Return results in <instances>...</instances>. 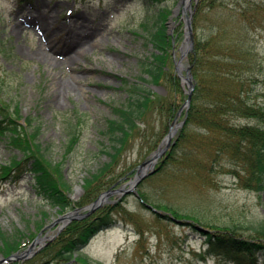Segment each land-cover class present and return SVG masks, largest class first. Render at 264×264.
<instances>
[{
	"label": "rangeland",
	"instance_id": "rangeland-1",
	"mask_svg": "<svg viewBox=\"0 0 264 264\" xmlns=\"http://www.w3.org/2000/svg\"><path fill=\"white\" fill-rule=\"evenodd\" d=\"M199 1L191 0V7L183 12L181 0H160L161 5L170 10L167 28L174 38V63L169 65L180 78L183 93L175 91L167 79L159 84L147 82L163 98L177 103L176 115L166 128L160 112L148 111L108 176L116 179V187L127 184L125 188L129 189L128 183L134 179L138 167L153 153L162 147L154 165L158 168L165 154L176 151L175 159L165 160L161 169L140 179L135 189L138 193L139 190L147 193L149 201L146 202L157 209L165 204L189 216L168 218L171 213L147 207L132 190L115 193L108 197L110 204L117 207L121 203L129 216H118L121 220L116 225L99 231L81 250L92 263L231 264L219 254L206 252L204 231L209 230L211 224L239 226L240 233L248 236L251 225L264 221V190L243 187L222 164L213 171L207 170L203 166L204 159H209L205 154H202L203 159H195L199 141L208 132L206 128L192 127L190 140L177 145L185 123L184 113L190 106V103L186 105L190 83L184 79L188 69L192 84H197L191 64L196 42L216 30L224 34L220 46L226 45L237 24L235 17L239 16L237 0H217L214 7L201 10ZM159 12L160 6L147 0H29L22 3L0 0V99L11 106L19 105L23 115L32 116L34 123L39 124L38 140L48 157L63 160L64 174L73 187L72 200L82 195L81 180L86 172L96 170L107 158L104 148L107 149L109 139L103 130L108 119L115 116V107L126 102L131 83L146 81L140 62L153 51L148 36L156 27ZM190 15L195 40L181 58L188 43L185 19ZM40 20L47 21L51 31L48 32ZM67 22L86 24L79 27L83 32L76 37H81L79 47L68 42L64 26ZM262 23L245 24L240 32L245 45L254 49L258 61L264 60ZM77 51L83 53L79 55ZM180 60L184 67L178 65ZM262 71L264 73V69ZM60 80L74 84L73 90L67 85V92L60 93ZM252 86L257 89L253 98L264 101V80ZM238 121L257 122L253 118ZM172 126L175 131L169 138ZM72 130L77 134V142L67 152ZM159 138V146L152 152L149 148ZM15 155L20 157L22 153L11 145L8 136L0 134V168L9 164ZM194 162L200 164L192 166ZM152 169L148 168L146 173ZM131 171L135 172L128 176ZM73 209L60 211L37 193L35 180L28 171L19 174L12 171L8 178L0 176V226L5 232L20 229L26 234L22 241L27 244L19 254L31 245L29 253L17 257L18 264L31 261L45 264L48 258L40 255L42 250L56 239L63 222L61 215ZM42 218L43 226L39 228L37 223ZM32 231L35 235L29 238ZM0 264L12 263L0 254Z\"/></svg>",
	"mask_w": 264,
	"mask_h": 264
},
{
	"label": "trees",
	"instance_id": "trees-1",
	"mask_svg": "<svg viewBox=\"0 0 264 264\" xmlns=\"http://www.w3.org/2000/svg\"><path fill=\"white\" fill-rule=\"evenodd\" d=\"M147 2L158 4L160 12L156 27L148 36L153 51L140 62L147 75L146 81L131 83L126 102L116 106L115 116L108 119L107 127L103 130L109 139L107 149L104 148L107 158L96 170L86 172L81 182L83 193L80 198L75 200L71 198L73 187L64 174L63 160L55 161L49 158L38 140L39 124L34 123L32 116L23 115L19 105L11 106L0 99V134L8 136L11 145L22 153L20 157L15 155L9 164L1 165L2 178H8L12 171L18 174L28 171L35 179L38 193L60 211L68 207L84 206L116 182V179L108 176L115 168L125 145L137 134L139 122L148 111L160 112L166 128H169L177 112V103L170 98H163L147 82L159 84L162 79H167L175 91L183 93L180 78L169 65L170 62L174 63L172 54L174 38L167 28L170 10L161 5L160 0ZM199 2L200 10L207 6L212 8L217 4V0ZM235 2L239 3L237 7L239 16L235 17L237 24L230 32L228 43L220 46L224 34L221 32L218 34L216 30L212 35L196 42L191 64L197 84L190 106L184 113L185 123L177 145L180 141L190 140L192 127L206 128L208 132L199 141L195 159H203L202 154H205L209 158L208 161L204 159L203 166L207 170L213 171L217 165L222 164L228 172L236 176L243 187L261 191L264 190V101L253 98V93L257 89L253 88L252 84L264 80L262 71L264 60L258 61L254 49L245 45L240 32L242 27H246L245 24H259V21H263L261 25L264 26L262 19L264 0ZM243 23L244 25H241ZM259 68L260 73L257 72ZM242 118H253L257 122L241 123L238 120ZM160 140L161 138L151 144L149 149L152 152L157 149ZM76 142L77 134L72 130L67 152ZM174 153L176 151L165 154L159 161L157 169L165 165V160L175 159ZM199 164L194 162L192 166ZM134 172H129L128 176ZM126 174L127 172L124 173ZM139 193L143 200L149 201L147 193L142 190H139ZM120 206L121 208H118ZM162 206H159V209L171 213L168 218L189 216L187 213L181 214L178 210L168 208L165 204ZM120 215L129 216L121 203L117 207L106 203L92 215L72 220L56 239L42 250L40 255L48 258L45 264H98L92 263L81 250L99 231L116 225L121 220L118 217ZM159 216L161 217L160 213ZM43 220L44 218L37 223L39 228L43 226ZM249 229V235L244 236L240 233L239 226L232 228L228 225L219 227L211 224V228L205 230L203 235L207 252L219 254L227 263L232 264L264 263V221L251 225ZM0 235V252L6 257L27 244L22 241L26 234L20 229L9 233L3 231L0 226ZM34 235L32 231L28 237ZM10 263L18 264L16 261Z\"/></svg>",
	"mask_w": 264,
	"mask_h": 264
},
{
	"label": "water",
	"instance_id": "water-1",
	"mask_svg": "<svg viewBox=\"0 0 264 264\" xmlns=\"http://www.w3.org/2000/svg\"><path fill=\"white\" fill-rule=\"evenodd\" d=\"M188 3H190V0H187ZM186 0H181L180 3H186ZM184 9H185V5H184ZM186 40L188 42V48H192L193 47V43H194V36H193V28H192V18L187 17L186 19ZM187 48V49H188ZM186 51L183 52L182 57L183 58L186 55ZM181 64V60L179 62ZM185 80H188L190 83V90H189V98L186 102V105H188L190 103L191 100V96H192V91L194 89V84H192L191 82V74H190V70L188 69V75L186 77H184ZM181 111V110H180ZM174 126L171 127V131L169 133V138L174 134ZM163 149L160 148L157 152L153 153L151 158L147 161H145L144 163H142L140 165L139 168V173L135 176V178L130 181L128 184H130L129 189L125 188L126 184L121 186L120 188H115V189H111V190H107L105 192H102L99 197L93 201L92 203L88 204L87 206L83 207V208H76L74 211L68 212L64 215L61 216V219L63 220V225L61 226V228L66 225L70 220H72L73 218H77V217H85L90 215L93 211H95L96 208H98L99 206H101L103 203H105L106 201H108V197L114 193V192H124L127 190H132V191H136L135 187L137 185V183L140 181V179H142L143 177H145L148 173H146V170L148 168H153L151 170V172L154 171V165L157 161V159L159 158V156L161 155ZM142 172V173H140ZM148 207L152 208L155 210V208H153L152 205L147 204ZM82 210H87L86 212H82ZM14 257H19L18 254H15Z\"/></svg>",
	"mask_w": 264,
	"mask_h": 264
},
{
	"label": "bare ground",
	"instance_id": "bare-ground-1",
	"mask_svg": "<svg viewBox=\"0 0 264 264\" xmlns=\"http://www.w3.org/2000/svg\"><path fill=\"white\" fill-rule=\"evenodd\" d=\"M184 8V7H183ZM40 22H41V24H42V26L46 29V30H48V32L49 31H51V27H50V25L48 24V22L47 21H45V20H40ZM81 25H86L85 23H83V22H81V24H79V23H73V22H67V23H64V26L66 27V29H67V31H68V35H69V39H68V42L70 43V44H73V45H76V46H78L79 47V42H80V44H81V37L80 38H77L76 39V37H78L77 35H79V34H82L83 32H81V30H80V26ZM63 27V26H62ZM86 38H88V36H86ZM83 41V40H82ZM85 41H88V40H85ZM89 42V41H88ZM78 52V54L79 55H81L83 52L82 51H77ZM75 59H78L77 57H74ZM76 77H79V76H77L76 75ZM59 83H60V86H59V91H60V93H66L67 92V89L69 88V86H67V85H71L70 86V88L69 89H71V90H73V85L74 84H69L68 82H65V81H63V80H60L59 81ZM75 86V85H74ZM79 88H81V89H84V90H86V88L84 87V86H79ZM29 249H31V246L29 247ZM0 254L3 256V258H6V256H4L3 254H2V252H0Z\"/></svg>",
	"mask_w": 264,
	"mask_h": 264
}]
</instances>
